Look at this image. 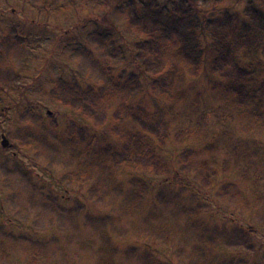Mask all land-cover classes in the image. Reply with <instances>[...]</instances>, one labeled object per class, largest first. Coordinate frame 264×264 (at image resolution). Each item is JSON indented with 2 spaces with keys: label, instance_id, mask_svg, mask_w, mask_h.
<instances>
[{
  "label": "rangeland",
  "instance_id": "1",
  "mask_svg": "<svg viewBox=\"0 0 264 264\" xmlns=\"http://www.w3.org/2000/svg\"><path fill=\"white\" fill-rule=\"evenodd\" d=\"M130 1L55 10L46 0H0V66L16 75L0 86V264H264V122L171 49L172 92L140 73ZM252 1L264 11V0ZM225 8L243 3L214 13ZM58 84L97 93L107 121L95 126L54 101ZM125 102L170 128L151 141L156 168L110 158L111 113ZM73 126L91 139L77 142ZM179 129L192 140L175 142ZM2 135L13 144L3 147Z\"/></svg>",
  "mask_w": 264,
  "mask_h": 264
},
{
  "label": "trees",
  "instance_id": "2",
  "mask_svg": "<svg viewBox=\"0 0 264 264\" xmlns=\"http://www.w3.org/2000/svg\"><path fill=\"white\" fill-rule=\"evenodd\" d=\"M48 1L56 5V10L72 0H46L45 6ZM228 2H242L243 9L225 8L214 13ZM201 6H207L208 11ZM126 22L134 34L142 37L134 43L131 62L163 92H172L175 84L177 70L172 60L167 63L171 58L167 51L171 49L170 53L187 65L195 69L205 66L207 76L212 78L211 88L235 109L264 122V11L252 0H131ZM15 77L9 68L0 66V86H12ZM50 95L54 101L79 111L95 126L107 121V108L97 93L58 84ZM111 117L114 123L110 132L118 139L117 148L111 151L109 145L112 162L143 170L156 168L157 155L151 141L163 142L168 137L170 128L165 120L129 102L114 109ZM192 134L179 129L172 137L175 142H189ZM69 135L77 142L92 137L86 126H73ZM166 172L167 168H161L159 174Z\"/></svg>",
  "mask_w": 264,
  "mask_h": 264
},
{
  "label": "water",
  "instance_id": "3",
  "mask_svg": "<svg viewBox=\"0 0 264 264\" xmlns=\"http://www.w3.org/2000/svg\"><path fill=\"white\" fill-rule=\"evenodd\" d=\"M8 144H9L8 139H7L5 136L2 135V138H1V145H2L3 147H7Z\"/></svg>",
  "mask_w": 264,
  "mask_h": 264
}]
</instances>
